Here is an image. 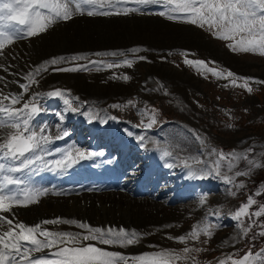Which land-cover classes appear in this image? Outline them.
Instances as JSON below:
<instances>
[{
  "label": "snow or ice",
  "instance_id": "obj_1",
  "mask_svg": "<svg viewBox=\"0 0 264 264\" xmlns=\"http://www.w3.org/2000/svg\"><path fill=\"white\" fill-rule=\"evenodd\" d=\"M132 4L135 7H128ZM151 4H163L166 11L151 13L142 11V7ZM74 6V7H73ZM84 6H88L85 9ZM157 15L169 21H177L195 25L208 30L216 39L228 41L227 47L235 54H259L264 57V0H0V55H4L6 45H10L20 39L35 37L45 33L58 22H67L76 15L89 17H114L128 16L130 14ZM14 25H19L14 31H9ZM149 49L132 48L130 52L135 55L140 52H148ZM96 57H124L119 62H105L103 59H91L89 55L56 56L45 60L38 67L23 76L27 83L12 80L10 83L18 84L22 93L3 94L0 90V264H177V261H189L198 264L192 253L204 251L202 248L188 247V242H201V236L212 238L214 229L221 227L213 225L207 220L201 221L193 230L178 238V242L184 244L182 253L171 250H160L153 253L128 256L119 251L106 250V247L127 248L137 244L143 237L135 230L112 227H92L76 220L56 218L45 219L33 226L15 219L14 208L29 207L38 204L41 197L48 194L49 190L34 187L30 178L18 177L15 174L27 172L29 177L35 172L50 171L64 173L77 163L89 160L96 155L72 145L50 150L55 142L68 137L69 132L57 126L56 135L53 136L47 126L36 128L34 119L44 109L40 106V99L44 96L58 97L63 100L65 111L71 113L80 112L79 107L73 105V100L79 97H70L65 90L56 89L46 93H36L28 100L25 95L33 85L38 86L37 79L43 73L51 69L59 73H78L90 71L92 67L96 71L102 69H115L120 67L131 68L137 61L128 59L125 52H95ZM184 55H187L184 53ZM140 60H147L146 56H140ZM88 61L86 64L77 62ZM190 66H196L205 72L211 73L217 79L230 80L232 86L253 91L249 87L252 78L238 76L232 71L216 70L207 66L204 60H185ZM92 66V67H90ZM10 67L0 65L7 73ZM15 75V73H13ZM125 82L131 78L122 77ZM237 81H243L237 84ZM256 84H264V80H255ZM9 82L4 76H0V85L7 87ZM167 94V93H165ZM7 102V103H6ZM21 105L20 107H15ZM114 109H126L135 107V102L129 100L126 104H113ZM81 115L85 113L81 112ZM60 121L65 119L61 113L56 114ZM139 115L147 118L146 129H151L159 123L158 110L145 108ZM89 122L99 119L98 112L87 113ZM115 116H106L104 122L116 120ZM7 130V131H5ZM189 143L198 145L196 155L179 156L170 148H164L162 155L165 158V166L173 169L182 166L186 170L189 180H206L218 178L229 186L228 194L236 196V189H244V183H238L237 178L250 176L253 169L264 167L259 160L250 159L248 149L244 153H225L212 146L207 137L195 130L189 129ZM131 134V133H130ZM140 141L145 138L138 137ZM180 151H185L181 148ZM57 155L59 158L46 160L47 156ZM264 156V153H261ZM168 159L177 160L179 163H169ZM247 161V170H236L241 160ZM10 186H15L12 190ZM55 195H62L55 192ZM264 193H257V195ZM207 202V196L200 198L201 205ZM253 206L258 210L250 211ZM220 209L210 210V214L220 218ZM12 214L13 218H7L3 214ZM264 217V203H258L251 195L246 203H243L236 211L230 214V218L236 222L239 229L238 237L248 238L250 232L253 239L256 233L254 228H259V236L264 237V223L259 218ZM15 221V222H14ZM72 225L84 230L83 233L68 231H49L43 227L46 225ZM173 239V237H168ZM87 242V243H85ZM94 242V243H93ZM227 243V242H225ZM71 245V246H68ZM100 245L106 246L101 247ZM55 249L49 255L36 256L44 250ZM264 249L255 255L249 250L242 258L235 259L236 253L218 260V264H264Z\"/></svg>",
  "mask_w": 264,
  "mask_h": 264
},
{
  "label": "rangeland",
  "instance_id": "obj_2",
  "mask_svg": "<svg viewBox=\"0 0 264 264\" xmlns=\"http://www.w3.org/2000/svg\"><path fill=\"white\" fill-rule=\"evenodd\" d=\"M152 5L153 4L148 5L146 9L141 10L146 13H154L150 10ZM131 16H154L161 20L169 21L157 15H139L136 13L124 17ZM89 18H94L93 20L105 18L104 20H106L112 17ZM169 22L175 27H181L187 30L191 28L190 30L202 33L206 40L214 43V45L222 49L224 53H219L218 49L217 51L213 50L212 47L204 43L201 37L197 36L192 38L194 44H190V42L188 44L187 42L183 43L185 46L183 45L182 47L176 46L173 48L169 47L168 49H156L152 51V53L156 54L155 57L147 56V60L135 59L137 62L131 68H104L102 71H95V68L92 67L90 71L78 73H59L52 71L51 73H53L56 80H54L49 90H65L71 94L69 97L70 99L74 97L72 94H75V97L77 94L79 99H83L73 100L75 107L80 108L84 106L86 110L98 112L100 118L101 116H115L117 119L114 120L113 125L124 130L126 134L137 132V136L144 135L143 137H145L147 135L145 137L147 143L145 144L152 143L153 141L151 145H156V143L161 147L168 145L173 148L174 151L176 150L175 148H177L178 151L174 152V154H178L181 157L189 154H198V145L189 143L186 139L191 137L189 129H192L202 136L207 137L208 142L217 149H219L220 146H222V148L224 147L225 153L233 151L244 153L251 148L252 151L248 153L249 158L253 160L258 159L259 162L264 165V156L261 155V153H264V84H256L254 82L255 80H264V57L259 54H235L227 47L228 41L216 39L206 29L177 21ZM142 49H148V47L144 46ZM184 53L187 55H184ZM94 58L99 59L101 57L94 56ZM127 58L131 59L128 55ZM197 59L204 60L208 67L215 68L218 71L223 70L225 73L227 71H232L238 76L252 78L249 87H252L253 91L249 93L246 89L234 87L230 80H225L223 78L217 79L211 73L205 72L202 68L198 70L196 66H190L185 63V60ZM119 61L121 60H117L116 62ZM77 63L86 64L82 62ZM239 64L244 65V67H240ZM164 65L170 67L172 71L162 72L159 67ZM148 66L150 68L153 67V69L150 71V68H147ZM155 67L157 69H155ZM114 74L115 77L127 75L131 78L127 82L122 78L118 79L120 80L119 82L122 80V83L127 85V90L122 93L118 92L116 88L113 87L112 89H107V94L102 98H97L89 94L88 97H86V95H84L86 93L83 91L78 92L77 87H68V84H66L69 82V78L74 76L85 77V79L90 81L95 80L105 83L107 79H117L113 78ZM63 78L64 80L66 79V83L61 81ZM38 80L40 82V78ZM118 80L115 81L118 82ZM242 82L243 81H237V84ZM33 86L28 92L31 94L30 97L34 95ZM3 92H5V90ZM129 100L135 102V107H128L126 109H114L111 107L113 104L124 105ZM145 106L148 108L154 107L159 113V123L154 125L151 129L143 127L142 121L143 124H147L148 121L146 117L139 115V112L142 111ZM102 123L104 122L100 124ZM108 126L111 127L112 125ZM146 133L151 135V139L148 138L150 135ZM181 147L186 150L180 151L179 148L181 149ZM139 154L143 155L142 152ZM172 160L174 164L179 163L174 159H169L168 162L173 163ZM149 163H151L150 160ZM247 167V161L242 159L238 163L236 170H247ZM165 174L167 177L165 186L177 187V184L180 182L183 185L186 183L184 178L183 181L177 178L180 177L178 175V170H171L165 172ZM206 180L208 182L210 180L209 183H211V180L214 181L216 186L203 188L201 185L206 184L202 182L194 184L196 183L194 182L195 180H191V185L195 186L200 184V188L191 192L186 191V194L193 193V195L189 198L178 199L175 202H170L169 200V198L172 199L174 195H177L175 193H172V196H169L168 199L162 198L163 194L160 197L162 198L160 201L157 199L159 197L154 198L153 194H149L151 196L150 198L148 195L142 197L135 195L137 196L136 198L133 196V199L137 202L139 201L138 203L140 205H145L150 202L161 205L157 211L158 216L152 218L145 228L138 227L143 231L147 228L152 230L151 240L149 241L148 238L144 237V244L147 246L149 245V248L152 249L153 252L171 250L176 253H182L185 245L179 243L178 238L193 230L201 221L207 220L211 224H219L221 227L214 229L212 238L207 240V243H203V241L207 239L204 236H201V242H188V247L204 249V251L191 254L198 264H218L219 259L232 255L233 253L237 254L234 256L235 259H240L249 250L255 255L257 252H260L262 248L264 249V237L259 236V228L253 229V232L256 233L254 239L252 238L253 233L250 232L248 238L245 239L240 237L234 242V238L238 237L239 229L236 227V222L230 218V214L236 211L243 203H246L250 195L253 198H257L256 200L258 203H264V194L257 195V193H261V190H263L262 193L264 192V167L253 169L250 176H241L237 178V182L244 183L246 187L244 189H236V196L229 195V186L225 185L218 178H208ZM32 185L44 189L53 186L48 176L40 178L32 183ZM208 186L210 187V184H208ZM54 187L62 188L60 186ZM62 191V195H64L65 190L60 189L59 192L62 193ZM178 193H180V191H178ZM48 194L50 193L48 192ZM122 194L127 193L123 192ZM202 195L207 196V202L203 205L200 203ZM47 197H49V195L41 197L40 201ZM40 201L38 204H33L29 207L40 205ZM216 209L221 210L219 221L213 218L214 215L210 214V210L214 211ZM255 210H258L257 206H253L250 209V211ZM18 218L17 220H22L24 215L18 213ZM96 220L100 225L102 221L100 217L96 218ZM76 221L79 222L78 219ZM259 222L264 223V217H260ZM88 225L92 226V224ZM111 226L112 228L115 227L114 229H119L122 225H114L109 222L106 228ZM76 230L77 231H73V233H83L81 229L77 228ZM136 231L139 233L138 230ZM141 234L144 235V232ZM168 237H173V239H169ZM100 246L106 247L103 245ZM119 249L118 247H106V250L119 251ZM119 252L128 255L127 248ZM144 253L152 252L140 250L138 255ZM262 255H264V253H262ZM177 264H191V260L187 262L177 261ZM257 264H259V262H257Z\"/></svg>",
  "mask_w": 264,
  "mask_h": 264
},
{
  "label": "bare ground",
  "instance_id": "obj_3",
  "mask_svg": "<svg viewBox=\"0 0 264 264\" xmlns=\"http://www.w3.org/2000/svg\"><path fill=\"white\" fill-rule=\"evenodd\" d=\"M93 19L87 17L86 14L76 15L74 18L67 22L56 23L55 25H53L51 30L49 29L50 31L48 30L44 34L42 33V36L38 35L33 37L32 39H22L18 42L12 43L11 45L5 46L4 55L0 56V65L11 67L10 71L7 73H5L2 68H0V76H4L5 80L9 82L7 84V87L0 85V90H5L3 94L7 95L11 93V91H13V93H22L23 90L19 88L18 84L10 83V81L17 80L21 83H26V81L23 80V76L26 73L33 70L35 67H38L45 60L51 59L56 56H71L79 54L82 55L85 53L84 55H89L90 58L93 59L94 56L92 54L94 52L117 51L132 54L131 52H129L130 49H142L145 46L148 47L149 51L145 53L140 52L139 55L137 53L135 54V56L155 57L156 54L152 53V51L161 48L168 49L169 47H182L184 45L183 43L187 42L188 44L189 42L190 44H194L192 38L197 36L201 37L204 43L207 46L212 47L213 50L217 51L218 49L219 53H224V51L216 47L214 43L206 40L205 36L202 33L190 30L191 28L187 30L181 27H175L171 22L161 20L154 16H122L112 17L106 20H104L105 18H98V20ZM239 66L244 67V65L241 64H239ZM147 68L150 67L148 66ZM159 68L162 72L172 71V69L166 65ZM152 69L153 67L150 68V71ZM155 69L157 68L155 67ZM51 72L52 70L49 69L48 72L43 73L39 77L40 82L38 86H33V94L46 93L48 92V89H51L54 80H56V78L53 76V73ZM13 73H15V75H13ZM113 76L115 77V74ZM69 79L70 80L68 83L65 82L66 79L64 80V78L60 80L63 83L68 84V87H77V91H83L84 93H86L84 94L86 95V97H88L89 94L91 96H96L97 98H102L107 94V89H112L113 87L116 88L118 92L122 93L123 91L127 90V85H124L122 83V80L121 82H119V78L107 79L105 83H101L95 80L90 81L85 79V77L79 76H74ZM115 80H118V82H116ZM30 95L31 94L29 93L26 94V96L24 97L25 100H28ZM42 98L44 100H49L47 96H44ZM20 106L21 105H16L15 107ZM84 115H81L77 112L74 116H70V118H80L81 120V116ZM99 119H95L91 127L95 129L100 128L101 124H98ZM87 121L88 118L85 119V122ZM101 132L105 134L114 133L111 132V127L109 126L103 129ZM116 134L119 137L124 136V134L118 130L116 131ZM125 137H135L136 142L134 144V147L140 146L142 148V151L148 154V158L151 161V163H149L146 167L147 171L142 176L143 181L147 180L149 176L154 175L159 171L166 172L167 169H169L165 166V158L162 155V150L164 148H167L168 145H164V147H161L157 143L156 145H151L153 143L145 144L143 143L145 139L143 141H140L138 139V137L140 136H133V134L129 135L128 137L125 135ZM168 148L174 151L173 148L169 146ZM175 149L176 150L174 152L178 151L177 148ZM174 170L179 171L178 175L184 178L186 183L191 181L187 178L186 170L183 167L177 166ZM194 182H196L194 184L202 182L206 185H211V183H209L210 180L209 182L207 180H195ZM133 189L134 185L132 182L124 185L122 184L121 186H117L116 188L112 187L109 190H103L102 187L100 189V192L94 191L90 188L77 193H66L65 195H55L53 193V189H49V193L53 195L47 194L46 196L49 195V197L41 200L40 205L35 207L14 208L13 213L15 214L16 220L19 219L18 213L24 215V218L19 221L25 222L30 226H33L36 223H40L45 219L56 218L71 220L78 219L79 222L92 224V227L94 226L102 228H106L109 222L114 225L121 224V228H124L126 230H138L139 233L144 232V235H142L143 238L137 244L127 247V254L138 255V252L140 250L153 253V250L149 248V245L147 246L144 244V237L148 238L149 241L151 240L152 230L147 228L148 230L146 229L143 231L142 229H139L137 227L145 228L147 223L151 221L152 218L158 216L157 211L159 210L161 205H157L154 202L140 205L138 203L139 201L137 202L132 197L134 192ZM123 191L129 192L130 195L122 194ZM152 194L154 195V198L157 197L158 190L156 189ZM4 215L7 218H13L12 214L6 213ZM98 217H100V220H102L100 222V225L96 220V218ZM43 227L47 228L49 231H77V227L66 224L46 225ZM123 250L124 248L119 249V251ZM46 251H48V249H46Z\"/></svg>",
  "mask_w": 264,
  "mask_h": 264
}]
</instances>
